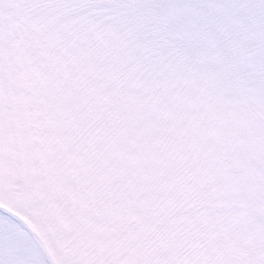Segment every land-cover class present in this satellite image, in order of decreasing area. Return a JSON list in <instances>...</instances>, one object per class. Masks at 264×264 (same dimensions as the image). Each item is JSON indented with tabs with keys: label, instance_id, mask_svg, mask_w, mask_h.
Returning a JSON list of instances; mask_svg holds the SVG:
<instances>
[{
	"label": "snow or ice",
	"instance_id": "obj_1",
	"mask_svg": "<svg viewBox=\"0 0 264 264\" xmlns=\"http://www.w3.org/2000/svg\"><path fill=\"white\" fill-rule=\"evenodd\" d=\"M0 264H264V0H0Z\"/></svg>",
	"mask_w": 264,
	"mask_h": 264
}]
</instances>
